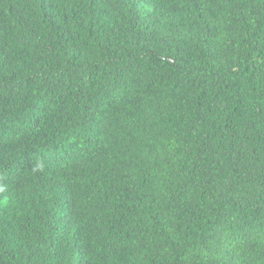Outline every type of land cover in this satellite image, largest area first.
Returning a JSON list of instances; mask_svg holds the SVG:
<instances>
[{
	"label": "trees",
	"instance_id": "1",
	"mask_svg": "<svg viewBox=\"0 0 264 264\" xmlns=\"http://www.w3.org/2000/svg\"><path fill=\"white\" fill-rule=\"evenodd\" d=\"M0 264H264V0H0Z\"/></svg>",
	"mask_w": 264,
	"mask_h": 264
}]
</instances>
